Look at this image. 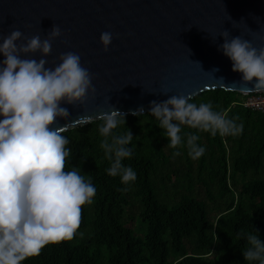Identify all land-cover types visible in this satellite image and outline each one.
Here are the masks:
<instances>
[{
  "label": "trees",
  "instance_id": "obj_1",
  "mask_svg": "<svg viewBox=\"0 0 264 264\" xmlns=\"http://www.w3.org/2000/svg\"><path fill=\"white\" fill-rule=\"evenodd\" d=\"M243 98L217 89L191 99L243 125L237 136L182 125V139L196 134L205 148L197 160L184 146L173 157L150 113L125 116L114 131L133 135L132 155L123 160L136 172L130 187L105 171L102 121L64 132L71 150L65 170L90 175L96 194L71 241L47 245L24 264H249L240 234L257 232L264 242V113L243 107Z\"/></svg>",
  "mask_w": 264,
  "mask_h": 264
},
{
  "label": "clouds",
  "instance_id": "obj_2",
  "mask_svg": "<svg viewBox=\"0 0 264 264\" xmlns=\"http://www.w3.org/2000/svg\"><path fill=\"white\" fill-rule=\"evenodd\" d=\"M220 35L224 42L219 50L232 62V71L240 73L245 84L255 78L253 87L244 91H264V48L253 47L241 36L230 38L227 31ZM60 36L61 29L54 25L43 40L33 36L18 45L22 33L14 30L0 43L4 57L0 61V264H24L47 245L71 241L80 227L82 208L92 204L96 194L90 175L75 166L65 170L71 154L69 140L63 135L68 128L53 127L57 118L69 116L62 103H81L89 91L95 92L79 54H61L57 65L47 67L45 58L51 53L52 41ZM112 40L111 32L101 33L105 51ZM37 52L41 54L39 60L22 58ZM190 101L189 96L173 95L162 102H150V115L163 130L166 147L175 150L173 157L180 155L176 150L180 146L186 147L192 160L205 152L197 143L198 135L185 133L186 141L182 139V125L212 136L242 133V124L214 111L211 103L197 105ZM143 112L141 107L132 114L139 117ZM97 118L102 121L98 127L100 147L109 161L105 171L109 176H119L121 184L130 187L136 172L123 160L132 155L128 145L133 135L129 129L126 133L114 131L126 124V118L115 108ZM240 235L247 242L242 250L245 260L264 264V242L259 234Z\"/></svg>",
  "mask_w": 264,
  "mask_h": 264
},
{
  "label": "water",
  "instance_id": "obj_3",
  "mask_svg": "<svg viewBox=\"0 0 264 264\" xmlns=\"http://www.w3.org/2000/svg\"><path fill=\"white\" fill-rule=\"evenodd\" d=\"M54 25L61 36L52 41L47 67L57 65L61 54H79L95 92L81 103H62L69 116L53 127L100 121L98 115L111 108L128 116L142 107L147 114L150 102L173 95L264 92H245L255 78L243 83L219 50L223 31L264 48V0H0V43L14 30L22 33L18 45L33 36L43 40ZM106 31L113 35L107 51L100 42ZM22 58L39 60L41 54Z\"/></svg>",
  "mask_w": 264,
  "mask_h": 264
},
{
  "label": "built area",
  "instance_id": "obj_4",
  "mask_svg": "<svg viewBox=\"0 0 264 264\" xmlns=\"http://www.w3.org/2000/svg\"><path fill=\"white\" fill-rule=\"evenodd\" d=\"M241 104L252 111L264 113V92L244 95Z\"/></svg>",
  "mask_w": 264,
  "mask_h": 264
}]
</instances>
